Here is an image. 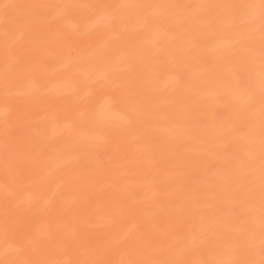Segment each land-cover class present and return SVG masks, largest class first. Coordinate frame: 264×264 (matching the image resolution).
I'll use <instances>...</instances> for the list:
<instances>
[{
  "label": "bare ground",
  "instance_id": "6f19581e",
  "mask_svg": "<svg viewBox=\"0 0 264 264\" xmlns=\"http://www.w3.org/2000/svg\"><path fill=\"white\" fill-rule=\"evenodd\" d=\"M0 264H264V0H0Z\"/></svg>",
  "mask_w": 264,
  "mask_h": 264
},
{
  "label": "rangeland",
  "instance_id": "374dc122",
  "mask_svg": "<svg viewBox=\"0 0 264 264\" xmlns=\"http://www.w3.org/2000/svg\"><path fill=\"white\" fill-rule=\"evenodd\" d=\"M4 14H5V13H4ZM20 92H21V91H18L19 95L23 93V92H22V93H20ZM6 100H7V96H6L5 94H3V95H2V102L4 103V101H6ZM3 140H4V139H3ZM24 194L27 195L28 192H26V193H24ZM36 232H37L36 229H35V230H32V231H30V230H29V231H26V233H28V234H30V233L37 234Z\"/></svg>",
  "mask_w": 264,
  "mask_h": 264
}]
</instances>
